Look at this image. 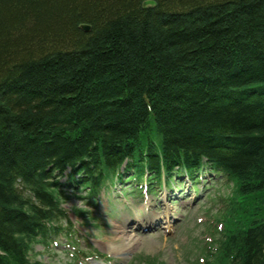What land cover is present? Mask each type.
I'll return each mask as SVG.
<instances>
[{"label": "trees", "instance_id": "16d2710c", "mask_svg": "<svg viewBox=\"0 0 264 264\" xmlns=\"http://www.w3.org/2000/svg\"><path fill=\"white\" fill-rule=\"evenodd\" d=\"M201 154L234 184L209 264H264V0H0V264H43L67 172L94 204Z\"/></svg>", "mask_w": 264, "mask_h": 264}, {"label": "rangeland", "instance_id": "374dc122", "mask_svg": "<svg viewBox=\"0 0 264 264\" xmlns=\"http://www.w3.org/2000/svg\"><path fill=\"white\" fill-rule=\"evenodd\" d=\"M148 3L152 4L151 1H146V4ZM248 35L246 34L245 38L251 40ZM204 177L203 179L207 180L215 177L208 182V185L209 183L213 184L214 188L210 190L208 198L198 195V198L201 199L193 203V194H190L192 197L172 199L173 202L167 204L170 198L167 196L172 193L173 189L156 190L145 196V194H137L134 192L135 190H131L128 187L129 183L118 182L114 187H111L110 191H103L98 198L96 207H91L87 206L84 200L72 195L71 190H66L70 197L64 201L63 206L68 211L71 221L76 223L78 231L84 237L81 239L83 247H86L84 239H87L92 245V249L112 258L109 263L101 258H90L86 263L128 264L131 261L138 262L147 258L149 264H198L199 257L204 256L201 249L207 240L206 237H210L209 230H211L212 221L215 219L211 216L217 217L228 204L227 200L221 202L219 196L222 195L227 199L226 194L229 192L228 188L223 185V180L217 179L214 173L207 172ZM179 181L174 185L180 186ZM183 183L181 186H185L184 191L191 188L188 187L191 182L183 179ZM200 186H203V183H200L198 187ZM173 188L175 189V187ZM122 192L126 193V196L121 194ZM173 197L175 196L172 195L171 198ZM75 208L87 211L86 216L77 213ZM161 209L165 211L163 215L159 216L160 214L156 211ZM206 209L211 210L209 215H206ZM153 213V223L158 220L159 227L155 226L153 227L155 231H150V223L146 218ZM172 216L177 220L172 223L167 222L168 218ZM172 224L175 225L172 226ZM36 251L39 253L36 259L44 264H53L54 262L73 264L70 263L66 253L43 252L41 246H36Z\"/></svg>", "mask_w": 264, "mask_h": 264}, {"label": "bare ground", "instance_id": "6f19581e", "mask_svg": "<svg viewBox=\"0 0 264 264\" xmlns=\"http://www.w3.org/2000/svg\"><path fill=\"white\" fill-rule=\"evenodd\" d=\"M85 25H87V24H83V26H82V29H83V30H84V26H85ZM84 31H86V30H84ZM248 96H250V95H248ZM248 96H247V97H248ZM222 102H223V104L225 105V104L228 103L229 101H228V99H227V97H226V99H223ZM158 135H159V132H157V133L153 136V139L157 140V136H158ZM198 158H199V160H200L199 162H203V164H206V165H208V166H210L211 163H214V162H215V158H212V157L207 156V155H205V154H201V155H199ZM221 163H222V161H221ZM148 173L150 174L149 171H148ZM147 175H148V174H147V171L144 170V178H145ZM150 175H151V174H150ZM63 179H65V181H63ZM217 179H219V180H223V183H224L226 180H228V178H226V174H224V173L221 174V175H219V176H217ZM59 180H60L61 182H63V183L66 184L65 187H66L67 190H72V189L74 188L73 186H71L72 184L69 183L68 179H66L64 175L61 176V177H59ZM145 180H146V182L148 183V185L150 186V188L155 186V184H154L153 182L149 181V177L145 178ZM74 185H75V184H74ZM22 187H24L22 183H19V184L17 185V188L21 190V194H22V193H25V189L22 188ZM18 189H17V191H18ZM22 189H24V190H22ZM152 219H153L152 215H149L148 218H146V220H148V222H151ZM220 251H221V250H219V252H220ZM219 252H218V253H219Z\"/></svg>", "mask_w": 264, "mask_h": 264}, {"label": "water", "instance_id": "95a60500", "mask_svg": "<svg viewBox=\"0 0 264 264\" xmlns=\"http://www.w3.org/2000/svg\"><path fill=\"white\" fill-rule=\"evenodd\" d=\"M89 28H90L89 25H85V26H84V30H86V31H88Z\"/></svg>", "mask_w": 264, "mask_h": 264}]
</instances>
